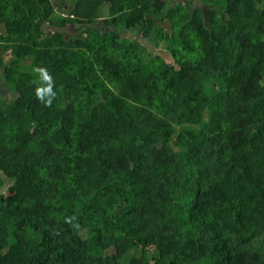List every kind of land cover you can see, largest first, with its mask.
Here are the masks:
<instances>
[{"label":"trees","instance_id":"trees-1","mask_svg":"<svg viewBox=\"0 0 264 264\" xmlns=\"http://www.w3.org/2000/svg\"><path fill=\"white\" fill-rule=\"evenodd\" d=\"M203 2L0 0V264H264V5Z\"/></svg>","mask_w":264,"mask_h":264},{"label":"rangeland","instance_id":"rangeland-1","mask_svg":"<svg viewBox=\"0 0 264 264\" xmlns=\"http://www.w3.org/2000/svg\"><path fill=\"white\" fill-rule=\"evenodd\" d=\"M65 3H67V0H63ZM167 2V5L168 6H174L175 3H180V2H185V1H188V2H191L192 6L194 7H200V8H203V4H201V1L200 0H165ZM262 4L264 5V0H261ZM107 6L104 7V9H101V16L103 19V17H105L107 15V10H106ZM169 26V24H168ZM167 24L164 25L165 28H168ZM43 29L44 30H47L49 29L47 26H43ZM4 31V27L3 25H0V33ZM63 32L65 33L66 36H73L75 34L74 30L68 26L67 28H65L63 30ZM129 33V32H128ZM126 34V37H129L130 39H136L138 40L139 42H143V44L147 47V49L151 50L154 54H158V55H161L165 58V60L168 62L170 61L169 57L168 56H165L166 52L164 50H161V48H158V49H155L151 43H149L148 41H144V39H142L141 35L140 34H136L134 31L133 33H130V34ZM151 46V47H150ZM3 58H4V61L5 62H8L10 60V55L9 53L8 54H3ZM1 73V72H0ZM0 96L1 97H6V99L8 101H11L13 99V95L9 94L8 90L6 89V87L1 84L0 85ZM3 179V189H2V192H3V195L4 196H7L8 195V191L11 190L12 188V184L11 182L8 180V179H5V178H2ZM135 254V252H134Z\"/></svg>","mask_w":264,"mask_h":264},{"label":"clouds","instance_id":"clouds-1","mask_svg":"<svg viewBox=\"0 0 264 264\" xmlns=\"http://www.w3.org/2000/svg\"><path fill=\"white\" fill-rule=\"evenodd\" d=\"M200 1H201V4H203V8H200V7H196V8L202 9L204 13H206V5L204 4L203 0H200Z\"/></svg>","mask_w":264,"mask_h":264},{"label":"water","instance_id":"water-1","mask_svg":"<svg viewBox=\"0 0 264 264\" xmlns=\"http://www.w3.org/2000/svg\"><path fill=\"white\" fill-rule=\"evenodd\" d=\"M167 24V26H168V24H169V22L167 21L164 25H166ZM164 25H163V27H164ZM165 28V27H164ZM167 30H168V32H171V28L168 26V28H166Z\"/></svg>","mask_w":264,"mask_h":264}]
</instances>
